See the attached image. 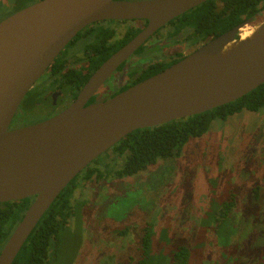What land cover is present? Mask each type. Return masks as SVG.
<instances>
[{"label": "water", "instance_id": "1", "mask_svg": "<svg viewBox=\"0 0 264 264\" xmlns=\"http://www.w3.org/2000/svg\"><path fill=\"white\" fill-rule=\"evenodd\" d=\"M209 0H41L0 22V205L34 197L0 253L13 264L61 192L134 131L205 113L264 84V21L251 18L116 96L88 104L160 29ZM101 21H145L56 116L11 130L23 100L61 52Z\"/></svg>", "mask_w": 264, "mask_h": 264}, {"label": "rangeland", "instance_id": "2", "mask_svg": "<svg viewBox=\"0 0 264 264\" xmlns=\"http://www.w3.org/2000/svg\"><path fill=\"white\" fill-rule=\"evenodd\" d=\"M39 1L0 0V22ZM263 21L243 29L252 31ZM165 42L153 38L144 61L190 51ZM29 94L19 108L26 116H16L10 128L37 124L53 111L42 93ZM93 166L116 168L106 157ZM77 185L73 217L52 264H174V253L186 247L189 264H264V109L214 121L179 156L159 159L134 176L94 177ZM229 202L224 230L218 223ZM146 235L151 258L143 244Z\"/></svg>", "mask_w": 264, "mask_h": 264}, {"label": "trees", "instance_id": "3", "mask_svg": "<svg viewBox=\"0 0 264 264\" xmlns=\"http://www.w3.org/2000/svg\"><path fill=\"white\" fill-rule=\"evenodd\" d=\"M259 13H264V0H209L171 21L170 25L174 30L169 33V38L181 34L183 40L195 46L226 33ZM141 30L142 28L132 25L123 40L110 44H97L92 49L88 47V50L94 54L88 73L84 75L83 72L68 71L66 76L70 79L69 83L73 82L74 88L79 90L101 64L132 40ZM95 32L106 39L113 36V32L108 30L97 32L92 28H86L69 46H72L82 36ZM144 50V47L140 48L137 54H143ZM183 58L180 55V58L169 63L150 65L143 71L140 81L162 72ZM64 63L65 61H62L61 58H57L53 62L52 71L54 73L62 72L65 68ZM73 73L76 77L73 76ZM263 109L264 84L243 98L214 110L132 132L102 156L103 158L113 156L115 161L126 156L122 169L110 171L106 166L107 169L102 171L99 167L93 166L99 164V160L94 161L61 192L13 264H52L53 260L56 261L62 237L69 227L71 216L73 217L72 199L80 178L84 177L85 180L90 181L96 177L101 181L103 178L109 177L134 176L155 164L159 159L179 156L185 145L191 139L201 138L208 132L214 121L227 120L243 110L260 112ZM33 201L34 197L0 205V253ZM232 206L233 203L229 202L221 207L218 228L225 230L226 219ZM79 207L80 205H78ZM150 243L151 241L146 235L143 244L149 258L152 257L149 252ZM189 251L187 247L179 248L174 253V264H189Z\"/></svg>", "mask_w": 264, "mask_h": 264}, {"label": "flooded vegetation", "instance_id": "4", "mask_svg": "<svg viewBox=\"0 0 264 264\" xmlns=\"http://www.w3.org/2000/svg\"><path fill=\"white\" fill-rule=\"evenodd\" d=\"M126 1H141V0H126ZM23 9L24 8L17 9L16 12H12L11 15H13V14H15V13H17V12L23 10ZM11 15H9V17ZM253 18H254V20L250 24H254L260 18H264V13H259ZM137 23H141L142 25H138ZM120 24H125L126 26L128 25L129 27L126 28L125 31L123 30V31L119 32L117 27ZM146 24H147V22H145V21H101V22L93 23L92 25L88 26L87 28H90V29L92 28V29H94L97 32H99L100 30H103V31L108 30V31L113 32V36L110 39H106L104 36L99 35V34H97L95 32V33H92V34H89V35H86V36L85 35L82 36L81 39H78L72 46H69L77 38V36H78L77 35L73 39V41L68 45L69 47L67 46L61 52V54L57 57V58H61L62 61H65L64 70L62 72L54 73L52 71V66H53V63H52V65L47 69V71L43 74V76L37 81V83H35L34 87L32 88L33 90L32 89H31L32 91L30 90L31 94H29L30 91L28 93L30 96L32 95V92H34V93H42L43 94L42 101L46 102V104H48L50 107H52L51 109H53V111L51 112L50 116H48V118H46V119H44V120H42L40 122L48 120V119L56 116L57 114H59L63 110H65L76 99V97L79 94V92L81 91V89L87 83L86 82L79 90H76L74 88V83L73 82L69 83L70 79H69L68 76H66V74L68 73V71L83 72L84 75H86L88 73L89 67H90V61H92V59L94 58V54L91 53V50H88V47L90 49H92V47L97 45V44H99V45H102L103 43H106V44L109 43L110 44V43H114V42H116L118 40H123L125 35H126V32L129 30L130 26L134 25V26H137V27H140V28L143 29L146 26ZM173 30H174V28L170 25V23L167 24L162 29H160L153 37H151L147 41V43L144 46H142V47L145 48L143 54H137V51L140 49L139 48L134 53V55H132L125 63H123L115 71V73H113V75H111L109 77V79L100 87V89L96 92V94L90 99L88 104H91V103H94V102H97V101H101V100H104V99L112 98V97L116 96L117 94L129 89L130 87L142 82V81H140V79L142 78L143 71L146 70L150 65H154V64H157V63H169V62L173 61L174 59L180 58V55L185 58L186 56L191 54L193 51H195L199 46H201L202 44L205 43L204 42V43H201V44H198V45H195V46L191 45V43L183 40V36L181 34H179V35H177L175 37L169 38V33L172 32ZM156 37L164 38V40L166 41L165 43H167L166 44L167 46H170L168 44H173L174 45L175 43H178V44L181 43L185 49H190V51L188 53H186V51L178 52V53L174 54L173 56H171L169 58L162 57L161 59H158L156 61H152V62L151 61L150 62L147 61L146 62V61H144V59L148 58V54L146 53L147 52L148 43L153 38H156ZM167 46H165V48ZM192 48H193V50H192ZM163 58H165L167 60H164ZM93 73L91 74V76L93 75ZM73 76L76 77V75L74 73H73ZM121 80H123V81H122V83L119 86H117L115 88H112V87L108 88V86L111 83L112 84H114V83L118 84ZM28 94H27V96H28ZM25 98H27V97H25ZM21 115L26 116L24 111L22 112V110L18 109L15 117L16 116H21ZM40 122H38V123H40ZM28 126H30V125H28ZM23 127H27V126H20V127L10 128V129L11 130H15V129L23 128ZM102 156H100L97 159V160H99V162H100V159H101ZM109 159L112 162L115 163V165H116L115 171H116V170L122 169V167L124 165V162L126 160V156L123 157V158H120L117 161H115L113 156L109 157ZM82 179L85 180L84 177H82V178L79 179V181L82 180ZM85 182H89V180H85ZM74 194H75V192H74Z\"/></svg>", "mask_w": 264, "mask_h": 264}, {"label": "bare ground", "instance_id": "5", "mask_svg": "<svg viewBox=\"0 0 264 264\" xmlns=\"http://www.w3.org/2000/svg\"><path fill=\"white\" fill-rule=\"evenodd\" d=\"M243 30L245 32H244V34L241 35V37H242V39H246V38H249L250 36H252V33L256 30V27L252 31H246V29H243Z\"/></svg>", "mask_w": 264, "mask_h": 264}]
</instances>
